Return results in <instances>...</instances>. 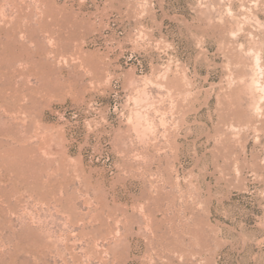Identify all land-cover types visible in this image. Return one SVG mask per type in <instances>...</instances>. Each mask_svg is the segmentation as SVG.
I'll return each mask as SVG.
<instances>
[{"label": "rangeland", "instance_id": "374dc122", "mask_svg": "<svg viewBox=\"0 0 264 264\" xmlns=\"http://www.w3.org/2000/svg\"><path fill=\"white\" fill-rule=\"evenodd\" d=\"M0 264H264V0H0Z\"/></svg>", "mask_w": 264, "mask_h": 264}, {"label": "bare ground", "instance_id": "6f19581e", "mask_svg": "<svg viewBox=\"0 0 264 264\" xmlns=\"http://www.w3.org/2000/svg\"><path fill=\"white\" fill-rule=\"evenodd\" d=\"M253 81V80H252ZM258 82V81H257ZM257 82H255L254 84H257ZM262 87V86H261ZM258 90V89H257ZM262 91V90H261Z\"/></svg>", "mask_w": 264, "mask_h": 264}]
</instances>
